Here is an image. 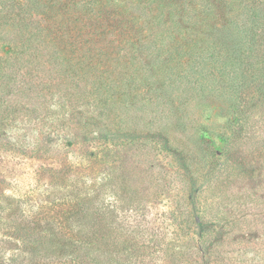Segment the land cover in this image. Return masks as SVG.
Returning <instances> with one entry per match:
<instances>
[{
    "label": "rangeland",
    "instance_id": "obj_1",
    "mask_svg": "<svg viewBox=\"0 0 264 264\" xmlns=\"http://www.w3.org/2000/svg\"><path fill=\"white\" fill-rule=\"evenodd\" d=\"M96 1L89 4L91 15L100 13ZM156 2L147 11L149 0L107 1L112 9L125 7L126 18H133L129 36L134 42L110 40L107 50L112 57L136 58L128 75H102L108 67H100L91 51L86 16L81 11L70 16L68 2L61 3L60 26L53 32L63 35V42L50 36L45 40L50 50L44 54L17 50L10 60L4 46L25 40L13 28L0 29V51L7 63L0 80V116L18 108L9 124L0 120V150L6 151L0 163V202L31 193L43 196L58 180L63 188L78 186L99 194L100 210L94 213L104 221L101 228L100 217L89 225L123 249L109 253L100 247L88 253L84 248L82 255L98 264H264V94L255 92L256 84L264 82V68L254 61L252 74L257 75L245 76L233 50V65L225 63L228 49L226 53L225 44L216 39L220 32L205 28L201 39L193 34L203 26L195 24L211 14L212 25L222 31L238 24L252 28L263 20L264 0ZM216 14L225 19L217 22ZM94 26L100 27V20ZM189 35L192 45H186ZM215 66L224 77L207 80ZM18 78L23 88H33L29 98L13 89ZM242 102L246 115L233 140L228 128L232 104ZM83 113L92 126L79 124L86 121ZM199 124L211 128V135H200ZM203 145V152L210 146L209 152L216 149L220 158L226 148L235 164L236 175L216 187L213 202L212 177L199 156ZM228 209L262 216L223 217L216 226L224 245L208 252L202 248L201 221L208 211Z\"/></svg>",
    "mask_w": 264,
    "mask_h": 264
},
{
    "label": "trees",
    "instance_id": "obj_2",
    "mask_svg": "<svg viewBox=\"0 0 264 264\" xmlns=\"http://www.w3.org/2000/svg\"><path fill=\"white\" fill-rule=\"evenodd\" d=\"M91 1L92 0H61L60 2H52V0H0V29L6 27L13 28L15 31H18L19 35L25 40L20 45L4 46L3 51L10 56L11 60L17 50H22V55H26L30 52L36 55L44 54V51L48 52L50 48L45 44V40H50V36H53V40L55 39L62 43L64 39L63 35H54L53 32L60 26L57 21V16L60 13L58 10L60 9L61 3L68 2L66 8L70 9V16L76 11H81L86 16V23L91 29V32L88 34V42L93 43L91 51L100 59V67H102V65L108 67L106 72H103L102 75H115V73L128 75L126 72H129V69L132 67V59L136 61V58H131L127 55H122V57H120L121 55H113L112 57L107 50H109V46H112L111 43H113V41L124 42L126 44L133 41L132 37L129 36V33L134 31L132 15L129 14L131 18L128 17L127 19L124 13L125 7L115 6L112 9L107 3L109 0H99L100 13H98V15H91L89 10ZM49 2L50 4H48ZM149 2L150 5L146 7L147 11L151 10L150 7L154 2L157 3L156 0H149ZM224 4L222 0H219L218 5ZM139 7L141 8V6ZM140 8L136 7L138 11H140ZM55 11L57 12L55 13ZM96 16H99V18H96ZM214 17L217 18V22L219 19H225L221 14H216ZM260 17H262L263 20L252 28L246 29L243 28L241 24H238L232 28V31L225 26L224 31H222L217 26L212 25L213 16L211 14L205 22L194 23L195 26H203H198V28L196 26L197 30H195L193 34L195 38L201 39L202 35L205 33V28L211 32H220L221 36H217L216 39L219 38V45L223 46L225 44L223 47L226 53L228 49L225 63L233 65V61L230 57L233 50L234 54L232 58L240 67V71H242L245 76L252 78L257 75L256 73L252 74L254 72L252 68V65H254L253 63H255L254 61L264 68V16L262 15ZM97 20H100V27L94 26ZM53 23H55V25H53ZM187 26L190 25H181L182 28ZM110 35L112 39H110ZM190 35H192V30ZM190 35L185 38L186 45H192L191 42L194 41V38H190ZM227 36H232V39L229 40ZM116 38L117 40H113ZM235 38H237L238 41L232 42ZM110 40H112L111 43ZM99 52L100 57L98 56ZM54 53L55 52H53V54ZM93 53L90 55L93 56ZM21 54L17 56L20 57ZM103 57H112L113 60ZM43 61L46 64L45 61L48 60ZM210 63L214 65L222 64V62L218 63V61L213 63L211 60ZM6 65L7 63L4 60V56H2L0 51V80L4 76L3 69ZM217 68L216 66L212 67L210 71L207 72V80L213 81L217 80V77L221 79L224 77L223 73L217 70ZM259 68L261 69V67ZM101 78L103 77L101 76ZM16 81H14L13 89L21 92L24 97L29 98L28 94L33 88H23L24 81H21V79L18 83ZM255 92L258 95L264 94V82L262 80L256 84ZM253 99H255V97H253ZM20 101H18V103H20ZM244 105L245 102L232 104L233 116L228 128L232 130L231 136H234L233 140L239 136L242 129L240 127L242 123L241 118L246 115V111H244L243 107ZM17 109L12 106L10 110L7 111V116H0V120H3L5 124H9V122L16 117L15 113ZM82 116V120L86 121L82 123L80 119L79 124L85 127H87V125L92 126V124H90L91 120L87 118V115L83 113ZM197 129L200 135H204L205 133L208 134L210 131H213L203 124H199ZM223 136L226 137L227 132L223 134ZM201 140L199 139L198 141ZM11 141L15 142V138H12ZM227 141L226 138L224 143L226 144ZM209 147L206 149L205 153V150L203 152L204 145L199 146V156L202 155V160L207 162L206 166H208L209 169L207 174L209 177H212L209 194L213 202L211 194H213L216 187L218 188L221 183L227 184L229 177H234L236 173H234L235 171L233 169L235 164H232L231 158L228 157L229 150L224 148V150H222L224 157L220 158L217 155V150L211 149V152H209ZM9 149L7 148V150ZM5 152L6 151L0 150V163L4 160L3 155ZM23 165L21 166L23 167ZM21 166L18 168L22 169ZM58 182L59 183L51 187V189L45 188L46 191H44L45 194L43 196L38 194L34 196V194L31 193L26 197H10L0 202V264H98L99 261L96 260L97 263L92 258L88 259L87 254L82 255V250L85 248L89 253L91 250L100 251V247H103L107 248V250H103V252L120 253L122 251V246L115 244L116 240L107 237L104 239L100 238L101 235L99 231L96 232V226L95 229H93V227L89 225L90 219H93L96 224L97 218L100 217L101 228L104 221L103 216L94 213L100 210V200L97 201L99 194L94 196V191L89 193L86 189L79 188L78 186H71L70 189H66L63 188L64 182L59 180ZM88 211L94 214L91 216ZM234 211L235 213L229 209L227 212L230 213H227L226 210L212 213L208 211L206 215L208 218H203L201 221V226L203 227L202 243L204 244L202 248L211 252L213 247H223V237L220 238L216 226L223 217H228V215L236 217L234 214H237L240 219L250 217L249 215H259L260 218L262 216L258 212H251L246 209L243 211ZM224 228L223 226L221 227V229Z\"/></svg>",
    "mask_w": 264,
    "mask_h": 264
}]
</instances>
